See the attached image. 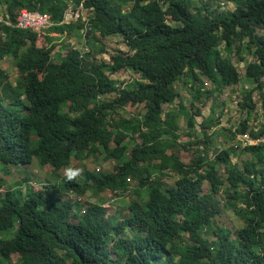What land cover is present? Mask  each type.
I'll use <instances>...</instances> for the list:
<instances>
[{
	"label": "trees",
	"instance_id": "1",
	"mask_svg": "<svg viewBox=\"0 0 264 264\" xmlns=\"http://www.w3.org/2000/svg\"><path fill=\"white\" fill-rule=\"evenodd\" d=\"M229 1L233 8L215 11L195 0H0L11 23L0 22V61L10 58L18 73L11 83L0 65V171L12 167L27 181L34 165L50 167L25 195L3 189L0 175V264H264V145L209 154L219 120L202 117L198 133L195 106L182 139L178 109H163L179 97V78H191L198 102L246 76L247 103L237 104L253 114L255 96L262 124L244 118L227 131L231 140L264 131V0ZM79 3L86 20L61 22ZM21 8L49 14L48 32L83 29L85 48L54 52L48 33L13 25ZM107 36L118 37L109 61L101 57ZM243 49L251 59L238 72L231 56L244 62ZM124 70L137 76L131 88L112 78ZM126 105L140 108L125 116ZM181 149L192 150L188 163ZM240 151L253 156L241 167L231 161ZM71 156L109 166L61 178ZM69 192L93 198L83 214ZM110 193L125 207L116 222L101 206ZM237 205V229L216 223L223 208Z\"/></svg>",
	"mask_w": 264,
	"mask_h": 264
},
{
	"label": "rangeland",
	"instance_id": "2",
	"mask_svg": "<svg viewBox=\"0 0 264 264\" xmlns=\"http://www.w3.org/2000/svg\"><path fill=\"white\" fill-rule=\"evenodd\" d=\"M198 1L197 6H199L201 3H208L210 5L211 9H214L215 11H222V10H230L233 8V3L229 0H195V2ZM3 12V7L0 5V13ZM87 10H84V8L80 9V18L81 20H86L87 17ZM48 33L49 36L53 37V42L56 43V46L54 48V52L64 54L68 48L70 47H76V48H85L84 47V38L85 34L84 32L80 30H73L69 35H66L64 33H58V32H44ZM42 33V34H44ZM41 34V33H40ZM43 37L39 36L37 38L36 44L37 45H44ZM118 40L117 36H107L103 38V42L106 43V52L101 55L103 59L106 61H109V51L113 52L111 49L115 46V42ZM124 49V47H123ZM218 49L222 52V43L219 45ZM241 55L244 56V62H237L236 56L232 55L231 58L233 62L236 64L238 72L242 71L244 64L251 59V56L247 54V52L243 49L241 51ZM0 65L3 69L7 71L9 74V78L11 80V83H14L16 80V77L18 76L17 70L15 66L13 65L10 58H5L0 61ZM116 74V75H115ZM112 74V78L115 80V83L119 86H123L125 88H131L132 87V80L137 79V76L134 75L133 72L130 70H124L119 71L118 73ZM191 78L190 77H183L179 78L176 83L174 84V87L176 91L179 93V97L175 99L174 104L169 106H164V111L168 109H178L177 111V120L180 126L179 131L181 132V138L187 139V135L185 133L187 132L186 127V116L188 114H193V110L196 107L200 111V114L194 117L195 120V130L200 133L199 126L201 125L202 117H214L215 119L219 120L216 124L210 128V136L211 141L210 144H208V150L209 154H212L213 151L216 148H225L229 146H234L235 140H231L229 137L228 129L234 130L236 127L239 126V122L243 120L244 118L248 119L249 125L251 127H259L262 124V116L259 108L258 100L255 96H253V99L257 102V108L253 112V114H248L244 112L245 110H240L238 102H241L243 104L242 107H244V104L247 103V99L242 98V93L245 89H250L252 87V82L249 78L246 76H242L239 80V83L235 86H227L225 87L221 92H213L211 93L210 97H207L203 94L198 96L199 101L196 102L195 99H193L194 94V87L191 86ZM212 86H210L211 88ZM201 92H205L204 90L200 89ZM207 100V101H206ZM206 101V102H205ZM182 106L183 108H180L179 106ZM140 107H135L132 105H126L122 109H119V113L130 116L131 114L137 112V110ZM195 109V110H196ZM192 150L191 149H181L179 151V156L182 161L185 163H188L190 159L192 158ZM231 161L233 163H236L239 167L242 166V162L244 160H250L253 158L251 154L245 151H240V153L236 156L233 155ZM90 163V162H87ZM104 161H98L95 163V166H101L103 169L108 168L109 164ZM91 166V165H87ZM114 166V165H113ZM220 167V166H218ZM10 169L7 172H4L3 170L0 171V175H3V189L12 186V187H18V189L21 191L22 195H25L24 193L27 191L29 186H32V188H38L39 181H44L47 179L48 172V166L45 165L42 170L38 168L37 165H34L31 170L33 171L31 174V178L27 181H23L22 179L25 178V174L22 172H18L17 170L13 169L12 167H9ZM176 177V174L173 173L169 178H165L167 181L172 180ZM206 191H208V187L205 188ZM111 197V195H109ZM132 198L131 195H129L128 200ZM221 202L223 201V196L220 198ZM222 204V203H221ZM107 213L106 215L110 216L113 222H116V219L118 216H120V213L125 211V207L123 206L122 202L116 201L112 204H107ZM241 207L240 205L235 206L234 208L230 207L228 209H222L220 214L216 217V223L219 225H222L226 228H229L231 230L237 229L238 226H240V219L236 215L235 210H239ZM240 211V210H239ZM231 237H234L232 234Z\"/></svg>",
	"mask_w": 264,
	"mask_h": 264
},
{
	"label": "built area",
	"instance_id": "3",
	"mask_svg": "<svg viewBox=\"0 0 264 264\" xmlns=\"http://www.w3.org/2000/svg\"><path fill=\"white\" fill-rule=\"evenodd\" d=\"M80 9H82L81 3H79V5L76 7L69 5L64 12L61 22H68L78 19L80 16ZM0 22L11 24L7 20V14L4 13V11L0 13ZM13 25L20 29L44 33L47 32V29L53 25V22L51 21V18L47 13H41L38 11L21 8L16 14ZM235 139L236 140L234 147H244L246 145H253L257 143H261L264 145V131L256 138L251 137L247 133H238Z\"/></svg>",
	"mask_w": 264,
	"mask_h": 264
},
{
	"label": "clouds",
	"instance_id": "4",
	"mask_svg": "<svg viewBox=\"0 0 264 264\" xmlns=\"http://www.w3.org/2000/svg\"><path fill=\"white\" fill-rule=\"evenodd\" d=\"M71 21H75V20H71ZM68 22H70V21H68ZM81 31L83 32V29H81ZM87 162H90V163H87ZM87 165H91V166H87ZM93 169L95 171H101V170L104 171V170H106V169H103L101 166H95V164L92 165L91 164V157H88L86 159H82L80 161L79 159H75L74 157L71 156V164L62 171L61 178L62 177L63 178L64 177H68L69 179L76 178V179L79 180L81 178V176H83V171H85V170H93ZM48 172H50V167L49 166H48ZM66 194L72 201L79 202L81 204V209H80V213L81 214H83L85 212V209H86L88 201H92L93 200V198L91 197V195L88 192L86 194H84V195L83 194L78 195V194L73 193V192H69V193H66ZM109 195H111V197H109ZM109 195H108L107 200L103 204H101V206L104 208V214L105 215L107 213V208H108L107 204H112V203H115L116 201H120V202L122 201L121 198L115 197L112 193H110ZM90 198H92V199H90ZM123 206H124V204H123ZM120 216H121V213H120ZM112 255H113V253H112Z\"/></svg>",
	"mask_w": 264,
	"mask_h": 264
}]
</instances>
